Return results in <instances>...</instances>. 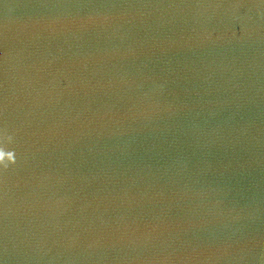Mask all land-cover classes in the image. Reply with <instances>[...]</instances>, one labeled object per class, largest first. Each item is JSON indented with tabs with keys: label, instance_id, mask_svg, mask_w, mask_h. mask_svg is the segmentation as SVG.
Listing matches in <instances>:
<instances>
[{
	"label": "water",
	"instance_id": "1",
	"mask_svg": "<svg viewBox=\"0 0 264 264\" xmlns=\"http://www.w3.org/2000/svg\"><path fill=\"white\" fill-rule=\"evenodd\" d=\"M0 264H264V0H0Z\"/></svg>",
	"mask_w": 264,
	"mask_h": 264
}]
</instances>
